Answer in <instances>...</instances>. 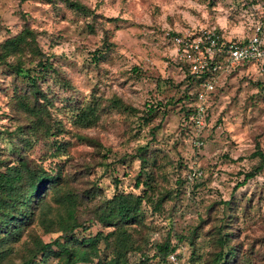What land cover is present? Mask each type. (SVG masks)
<instances>
[{"label":"rangeland","instance_id":"374dc122","mask_svg":"<svg viewBox=\"0 0 264 264\" xmlns=\"http://www.w3.org/2000/svg\"><path fill=\"white\" fill-rule=\"evenodd\" d=\"M79 1L99 15L97 21L75 13L63 0H0V41L28 23L40 32L41 46L55 55L64 77L60 80L53 75L49 86L43 85L54 103L52 124L59 122L53 128L57 141L22 142L26 155L46 168L61 167L71 173L76 190L97 184L101 199L121 189L131 190L141 163L130 156L138 146L149 143L153 154L148 165L158 187L156 194L168 190L173 194L164 203V210L146 208L145 222L152 228L148 232L153 239L164 241L170 233L176 246L170 253L175 260L169 255L166 261L155 259L150 264H205L212 249L207 232L222 223L250 261L245 264H264L262 63H246L220 75L208 95L205 127L198 132L191 120L187 123L181 104L168 106L163 118L157 116L156 128L142 124L138 118L142 113L136 116L115 109L103 115L96 127L73 125V106L88 100L92 93L104 98L117 95L139 111L148 103L161 102L165 107L169 98L181 97L187 86V73L171 61L170 35L216 26L226 37L245 38L257 22L264 23V6L252 0ZM6 71L0 66V155L13 157V145L5 132L17 125L9 105L14 81ZM22 80L18 84L22 85ZM192 91L196 93L197 87ZM196 133L200 146L194 144ZM80 135L96 139L103 148L85 142ZM60 144L64 148L52 155ZM193 161L203 173L190 181L187 175ZM255 168L259 169L256 176L247 178ZM226 202H232V207ZM100 228L96 224L86 233ZM37 230L45 241L53 239ZM194 231L193 245L189 238ZM27 237L26 231L22 241ZM105 245L102 241L100 247L108 253ZM39 264H58V260L52 256Z\"/></svg>","mask_w":264,"mask_h":264},{"label":"trees","instance_id":"16d2710c","mask_svg":"<svg viewBox=\"0 0 264 264\" xmlns=\"http://www.w3.org/2000/svg\"><path fill=\"white\" fill-rule=\"evenodd\" d=\"M63 1L75 13L97 21L99 15L87 4L79 0ZM252 2L264 6L262 0ZM249 9H253L251 3ZM39 35L37 29L24 23L19 32L0 41V66L7 69L6 73L14 81V94L9 105L17 121L12 131L5 132L13 145V157L0 155V264H39L52 256L57 258L58 264H150L155 259L166 261L176 250L170 240L171 234L164 241L153 239L148 232L152 228L145 222V212L149 207L157 212L164 210V203L172 198L173 193L168 190L158 196L156 194L158 187L148 165V158L153 154L149 143L138 146L130 156L141 163L131 190L121 189L101 199L98 198L101 188L97 184L88 190H76L72 186L74 178L71 173L61 167L46 168L26 155L22 142L51 140L56 135L54 124L59 126V122L52 124L54 103L43 85L49 86L53 75L60 80L64 77L54 61L55 55L48 54L41 46ZM183 71L187 73L184 79L187 86L181 97L169 98L165 107L161 102L148 103L143 111H139L117 95L104 98L92 93L88 100L75 106L69 102L76 115L73 125L80 129L96 127L103 115L115 109L136 116L142 113L138 117L142 124L156 128L158 125H153L155 118L159 115L163 118L168 106L178 104H181L185 119L190 123L188 108L194 104L195 93L192 90L198 86V79L187 68ZM21 78L24 79L22 85L18 84ZM186 128L187 131L190 129ZM189 135L192 137V133ZM79 138L103 148L94 138L85 135ZM54 140L53 143L57 141ZM62 148L61 144L57 145L52 155L57 156ZM103 157L107 159L106 155ZM258 172L259 169L255 168L246 177H255ZM115 183L119 187L118 179ZM231 203L226 202L229 208ZM232 216L229 214L228 217ZM96 224L101 228L95 233H86ZM37 228L51 234L53 239L45 241ZM26 231L28 237L22 241ZM194 235L195 231L189 238L193 245ZM207 235L212 249L205 264H245L249 261L239 250L232 231L223 223L210 229ZM102 241L106 243L108 253L101 249Z\"/></svg>","mask_w":264,"mask_h":264},{"label":"built area","instance_id":"2783aa9c","mask_svg":"<svg viewBox=\"0 0 264 264\" xmlns=\"http://www.w3.org/2000/svg\"><path fill=\"white\" fill-rule=\"evenodd\" d=\"M171 61L181 69L187 68L198 79L194 104H191V124L197 132L205 127L208 95L214 90L220 75L231 72L246 63L264 65V23L257 22L251 35L245 38H227L216 26L186 29L171 38ZM194 144L202 145L194 134ZM202 170L193 161L188 171V180L202 175ZM175 260V255H170Z\"/></svg>","mask_w":264,"mask_h":264},{"label":"crops","instance_id":"0c3cea01","mask_svg":"<svg viewBox=\"0 0 264 264\" xmlns=\"http://www.w3.org/2000/svg\"><path fill=\"white\" fill-rule=\"evenodd\" d=\"M227 38H232V37H227Z\"/></svg>","mask_w":264,"mask_h":264}]
</instances>
